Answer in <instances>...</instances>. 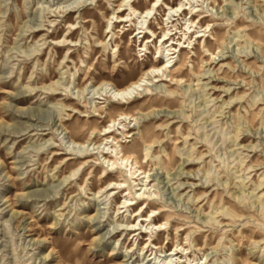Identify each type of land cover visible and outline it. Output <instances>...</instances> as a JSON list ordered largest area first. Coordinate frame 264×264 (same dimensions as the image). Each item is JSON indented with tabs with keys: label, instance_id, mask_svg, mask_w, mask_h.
<instances>
[{
	"label": "rangeland",
	"instance_id": "374dc122",
	"mask_svg": "<svg viewBox=\"0 0 264 264\" xmlns=\"http://www.w3.org/2000/svg\"><path fill=\"white\" fill-rule=\"evenodd\" d=\"M151 1L132 5L143 10ZM179 1L164 0L151 20L159 35L166 7ZM120 2L0 0V264H165L161 252L154 259L157 249L151 256L141 250L150 237L152 247L188 248L176 264H264V0H190L216 60L207 63L204 39L177 54L174 71L187 81L175 102L164 85L175 87L163 82L131 104L101 101L100 114L95 104L77 105L90 116L66 111L63 104L78 101L53 96L49 87L79 97L88 84L84 96L95 102L101 82L123 87L154 64L155 44L148 54L140 51L131 22L116 23L112 41L105 33ZM79 3L80 11L71 12ZM70 24L76 46L60 49ZM123 112L136 119L115 127L122 148L153 179L137 195L141 186L126 177L129 168L107 169L95 156L92 169H77V158L54 154L72 150L73 139L85 141L93 127L100 131ZM125 125L133 137L123 136ZM150 130L158 134L152 148L141 136ZM120 180L127 191L98 194ZM126 196L138 203L118 212ZM143 207L165 229L143 232L135 242L123 229Z\"/></svg>",
	"mask_w": 264,
	"mask_h": 264
},
{
	"label": "bare ground",
	"instance_id": "6f19581e",
	"mask_svg": "<svg viewBox=\"0 0 264 264\" xmlns=\"http://www.w3.org/2000/svg\"><path fill=\"white\" fill-rule=\"evenodd\" d=\"M153 0L151 1L150 5L143 9L139 10L135 8L132 5L133 0H121V2L118 5H115L116 7L113 10V13L111 17L108 19V23L105 29V33L108 37H110V41L117 38L116 36V23H121L126 25L128 22H131L132 25H134L135 29L132 34V37L139 41L140 44V51H145V54H148L151 52V46L152 44H155V52L153 55V61L154 64L150 67L146 68L140 76L129 82L128 84L124 85L123 87H117L114 86L113 88H109L108 82H101L97 87L99 95L98 97H95V99H98L99 101L91 102L87 99V97L84 96L85 90L87 89L88 84L84 87L79 88L82 95L72 96L67 89L63 90L62 92H58L57 90L59 88H54L53 86L49 87L52 91L51 95H64L65 99L69 100H75L78 101L76 105H67L63 104V107L68 108L66 111L74 112L75 114H80V116H90L91 111H87L89 114L85 113V111L81 110L77 105H81L84 108H92L90 104L94 105V112L101 113V109L99 108L98 104L102 101L103 103L107 101H111L113 103L118 104H131L132 102L144 98L148 95L155 94L154 92L163 88L159 84L163 82L170 83V87L175 88H168L166 85H164L165 91L164 95L168 99H170L172 102H175L176 96L179 93L178 87L183 83L186 82L182 76V71H174V69L178 66V60L176 58L177 54L179 57L180 54L183 51V48L192 47V44L199 43L202 39H204V46L203 48L206 50L207 55L211 56V58L207 61V63H214L216 60L215 53L211 52L209 48H207V29L204 25L200 26V30L198 29L199 23L196 25V21L193 17V10L188 8V4L191 5L190 0H180L178 4L174 6L166 7L165 14L162 19V25H163V31L159 35L157 31H155L151 27V20L154 19L159 11V8L163 5L164 0ZM82 2V1H81ZM85 2V1H84ZM160 2V3H159ZM159 3V5H158ZM82 7V4L79 3L75 8L71 10V12H79ZM127 11H129L127 13ZM188 11V14H191L190 18L187 19L186 23L181 22L183 20V14ZM64 12V11H63ZM69 12V11H68ZM187 14V15H188ZM67 16V15H66ZM65 16V17H66ZM188 26L186 29H183L184 25ZM209 27V25L207 26ZM73 29H76L74 24L68 25L66 35L63 37L62 41H59L57 43L58 48H64V47H70V46H76L71 45L74 44L71 40V36L73 35L74 31ZM191 33V34H190ZM196 34L195 42H192L193 36ZM183 38H186V41L183 42ZM100 46H103L104 48H107L106 43L103 41H99ZM189 43L188 45L186 43ZM114 53L116 56L118 55L119 49H116L113 47ZM71 52V50L69 49ZM221 63V62H220ZM183 66V62L181 63ZM95 89V88H94ZM70 116V115H69ZM136 119L134 115L130 113H121L117 118H112L110 123L105 126L100 131L97 130V127H93V131L91 135L85 140L80 141L73 139L72 142L76 145L73 147L72 150L69 149H63L66 150L61 153H54L56 156H59L60 154H65V159L72 160L74 158H77L80 160L79 166L77 169H92L91 162L95 159V156H100L101 159H98L99 165L104 166L107 165V169H119L120 171H124L125 174L127 172V169L129 168V175H126V177H129L130 180L136 182L138 181V186H141L140 189L136 190V195L144 188L146 189L151 186L153 179H151V173L150 170H144V167L142 165H139L138 157L132 153H126L125 150L122 148V142L123 140L120 139L119 135L117 134L118 131H121L120 127L115 128L120 124L126 123L127 119ZM64 126V124H63ZM65 127V126H64ZM65 129H67L65 127ZM159 130V129H158ZM159 133V132H158ZM130 134H133L132 137L135 135L133 131L128 130L126 128V125L124 126L123 136L125 138L131 137ZM157 130L154 131H148L145 134H142V138L148 142V148H152L155 146V143H157ZM127 142V141H126ZM168 142V141H167ZM165 144V143H164ZM117 145H119L120 150L117 148ZM93 146V149L91 148ZM78 148V149H77ZM150 155L149 151L146 153V157ZM159 157V156H158ZM130 163V164H129ZM162 163V162H161ZM104 164V165H103ZM157 165V163H156ZM135 166V167H134ZM77 169H73V171L69 174V176H66L65 178H71L73 174L77 171ZM99 169V167H96L95 170ZM134 169V171H133ZM122 180L120 181H110L105 187L101 188L98 192V194L102 193L103 191L106 193V195H110L112 192H117L119 189L122 192L127 191L129 189V185H123ZM263 183H260L259 186H262ZM126 187V188H125ZM131 187V186H130ZM133 187V186H132ZM125 188V189H122ZM134 188V187H133ZM120 192V191H119ZM118 192V193H119ZM131 194V191H129L128 195ZM136 197L128 198L126 196L125 201L120 205L117 209L118 212H121V209L127 208V210H130V208L134 205H136L138 202L135 201ZM143 206V205H142ZM141 206V207H142ZM147 210V207H143L140 210L134 211V218L133 212L131 213V216L129 218L128 222V229H123V231H130L129 235H133L132 240L135 238V242L138 240V238L144 233L149 234L150 232H153V229H159L164 230L165 223L160 222L156 223L154 220L153 214L150 216H145L144 212ZM155 211H152L154 213ZM140 219V227L136 228L133 224L136 219ZM143 227L145 229L143 230ZM122 231V232H123ZM151 239V237H150ZM149 239V240H150ZM95 240V239H93ZM149 240L145 241V247H143L141 250L145 251L146 254L148 252H152L150 254L153 255L154 249H157L155 251L156 256L154 259H159L158 253L161 252L164 254L163 261L165 264H176V258L179 254H181L180 257H182L186 250L188 248L184 247V245H176L175 248L169 249L168 251L165 250L163 247H158L157 245L152 247L153 241L151 243H148ZM52 252L55 251V248L51 249ZM112 254V253H111ZM110 254V255H111ZM163 256V255H160ZM186 256L187 253H186ZM202 259V258H201ZM151 261V260H150ZM155 264V263H154ZM197 264H206L200 263V261L197 262Z\"/></svg>",
	"mask_w": 264,
	"mask_h": 264
},
{
	"label": "water",
	"instance_id": "95a60500",
	"mask_svg": "<svg viewBox=\"0 0 264 264\" xmlns=\"http://www.w3.org/2000/svg\"><path fill=\"white\" fill-rule=\"evenodd\" d=\"M160 3V2H159ZM159 3H158V5H159Z\"/></svg>",
	"mask_w": 264,
	"mask_h": 264
}]
</instances>
